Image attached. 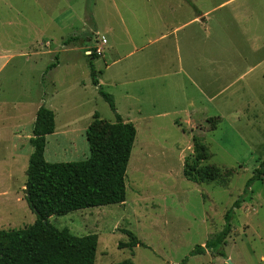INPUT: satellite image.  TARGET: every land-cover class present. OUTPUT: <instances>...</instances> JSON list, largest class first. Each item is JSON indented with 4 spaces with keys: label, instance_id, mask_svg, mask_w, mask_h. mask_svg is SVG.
Here are the masks:
<instances>
[{
    "label": "rangeland",
    "instance_id": "1",
    "mask_svg": "<svg viewBox=\"0 0 264 264\" xmlns=\"http://www.w3.org/2000/svg\"><path fill=\"white\" fill-rule=\"evenodd\" d=\"M255 2L264 15V0ZM147 6L146 0H0V231L25 229L36 221L25 186L40 108L55 114L56 131L47 138L49 163L90 158L87 131H101L106 139L108 125L116 122L92 83L94 63L117 113L138 132L127 171V201L49 222L74 236L98 235L95 264H182L187 257L188 264H264V177L233 211L226 257L212 251L191 257L223 230L226 213L264 161V66L248 74L245 91L230 90L233 99L189 107L173 85L150 80L157 74L151 63L161 62L162 55L148 45ZM136 27L145 30L135 37L144 48L138 55L128 34ZM74 37L79 39L65 45ZM94 49L103 50L95 60L89 54ZM53 64L58 66L49 70ZM235 66L239 72L243 67ZM127 91L135 101L126 99ZM198 146L204 160L195 170L201 182L194 183L185 171L200 154ZM125 230L145 247L120 250V243H129Z\"/></svg>",
    "mask_w": 264,
    "mask_h": 264
},
{
    "label": "trees",
    "instance_id": "2",
    "mask_svg": "<svg viewBox=\"0 0 264 264\" xmlns=\"http://www.w3.org/2000/svg\"><path fill=\"white\" fill-rule=\"evenodd\" d=\"M78 39H68L65 45ZM92 51V59L95 60L98 56L95 50ZM57 66L53 64L48 69ZM90 67L92 83L99 87V94L115 113L116 122L108 125L106 139L101 131L93 128L87 131L90 158L79 162L49 163L46 161L47 138L56 131L55 114L45 107L38 110L30 139L34 151L29 159L25 186L29 192L26 202L36 221L25 229L0 231V264H95L98 235L74 236L68 229H57L49 219L83 210L123 205L127 201V171L138 132L133 123H126L117 113L114 97L101 86L94 63ZM198 148L200 154L195 158L192 169L185 171L187 180L194 183L201 182L195 177V170L204 160V149ZM263 177L264 161L247 181L242 196L226 213L223 230L213 235L204 247L197 246L191 257L205 255L207 251L226 257L223 247L233 232V211L241 208L252 185L262 181ZM212 178L211 175L210 180ZM123 233L128 236L129 243H120V250L133 251L139 246L145 247L132 232L125 230ZM188 261L189 257L182 264H188ZM121 264L134 263L127 260Z\"/></svg>",
    "mask_w": 264,
    "mask_h": 264
},
{
    "label": "crops",
    "instance_id": "3",
    "mask_svg": "<svg viewBox=\"0 0 264 264\" xmlns=\"http://www.w3.org/2000/svg\"><path fill=\"white\" fill-rule=\"evenodd\" d=\"M146 1L148 45L161 49L162 55L161 62L151 63L157 74L150 80L173 85L189 107L233 99L230 90L239 86L245 91L250 86L248 74L264 66V15L255 0L241 4V0H223L212 6L200 5L199 0ZM139 28L128 33L135 55L144 50L135 40L145 31ZM236 63L243 65L240 72ZM125 97L135 101L129 91Z\"/></svg>",
    "mask_w": 264,
    "mask_h": 264
},
{
    "label": "built area",
    "instance_id": "4",
    "mask_svg": "<svg viewBox=\"0 0 264 264\" xmlns=\"http://www.w3.org/2000/svg\"><path fill=\"white\" fill-rule=\"evenodd\" d=\"M101 51H102L101 49H97V50H95V53H97V55H98V54L101 55ZM89 54L92 55L93 53L90 52Z\"/></svg>",
    "mask_w": 264,
    "mask_h": 264
},
{
    "label": "water",
    "instance_id": "5",
    "mask_svg": "<svg viewBox=\"0 0 264 264\" xmlns=\"http://www.w3.org/2000/svg\"><path fill=\"white\" fill-rule=\"evenodd\" d=\"M25 195H26L27 198H29V192H28L27 189H25ZM229 263L232 264L231 261H229Z\"/></svg>",
    "mask_w": 264,
    "mask_h": 264
}]
</instances>
